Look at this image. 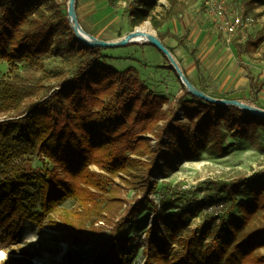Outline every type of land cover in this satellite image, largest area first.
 I'll list each match as a JSON object with an SVG mask.
<instances>
[{
  "label": "trees",
  "instance_id": "1",
  "mask_svg": "<svg viewBox=\"0 0 264 264\" xmlns=\"http://www.w3.org/2000/svg\"><path fill=\"white\" fill-rule=\"evenodd\" d=\"M38 1L0 0V60L9 65L12 74L18 63L28 58H42L49 51L55 28L40 11ZM167 1L171 8L166 18L187 8L181 4L176 9V0ZM119 2L107 0L111 8H117ZM157 2L141 0L128 4L126 12L131 26L134 28L149 21L158 29L161 22L155 14ZM65 23L68 27L69 22ZM69 37L78 67L68 81L26 106L20 104L18 91L9 90L2 101L0 116L7 117L0 121V214L12 224L18 220L17 226L27 221L41 227L64 201L73 199L90 214L89 222L82 224L63 219L55 228L64 240L86 238L90 231L97 229L98 222L110 221L111 234L102 243L104 250L94 259L100 264H126L129 242L118 239V234L156 190V184L148 179L161 150L159 146H152L151 137L160 145L161 136L170 130L180 150L186 153L184 137L192 138L195 133L196 137L212 142L217 155H223L222 124L245 137L248 125L264 126V120L234 107L225 108L194 99L184 87L170 103L165 96L151 92L134 69L118 73L102 67L101 48L78 47L79 41ZM157 37L160 41L173 39L181 46L185 39L169 32L158 33ZM261 41L260 38L248 39L242 46L236 45L238 55L255 49ZM191 56L194 58L193 54ZM170 69L173 70L171 66ZM250 85L259 92L264 79L257 84L250 82ZM188 96L191 100H186ZM178 108L186 125L176 119ZM193 146H197L195 138ZM31 156L42 159L51 169L43 170L45 174H35L28 164L21 163ZM91 167L99 172L91 171ZM116 178L122 185L115 184ZM135 181L139 186H134ZM29 182H35L39 188L40 209L36 212L33 211L35 197L25 192ZM126 189H135L141 198L125 202L120 192ZM243 195L248 196V200H236ZM188 203L198 210L224 203L229 205L228 211L236 207L239 213L227 223V233L216 234L212 239L202 254L206 259L204 264H264L263 181L237 178L221 184L199 203ZM123 204L126 205L122 210ZM115 212L118 213L117 223L111 219ZM208 219L211 224L220 218ZM163 221L166 228L171 227L170 231L179 232L183 228L180 219L174 216H164ZM156 230L154 223L146 232L154 251L152 261L146 264H194L188 253L189 241L181 243L186 251L183 256L166 260L168 244L164 238L153 237ZM15 235V230L10 232V238Z\"/></svg>",
  "mask_w": 264,
  "mask_h": 264
},
{
  "label": "rangeland",
  "instance_id": "2",
  "mask_svg": "<svg viewBox=\"0 0 264 264\" xmlns=\"http://www.w3.org/2000/svg\"><path fill=\"white\" fill-rule=\"evenodd\" d=\"M136 1L120 0L117 8H113L114 13L105 16L104 21L98 24V20L88 13L91 8H80L84 5L79 0H76L75 10L79 24L85 32L115 33L122 23L119 14L124 10L129 16L126 7ZM38 2L40 11L45 14V18L50 19L55 28L49 51L42 58H28L18 63L13 74L9 72V65L0 60V107L9 90L19 92L20 104L24 106L38 101L48 95L50 90L68 81L78 67L69 35L77 41L78 39L70 24L67 27L65 23L68 21V0ZM224 3L229 15L240 16L246 24L237 36H227L219 20L204 6L197 12L191 11L193 6L188 7L181 18L171 20L173 22L169 30L177 33V37L184 36L185 39L183 46L170 39L175 44V50L168 47L170 54L185 77L199 90H205L208 95L217 99L238 100L264 109V89L255 92L250 85V82L257 84L264 79V0H254L247 4H244V0H225ZM169 4L167 0L157 2V20L163 24L169 23L168 18L163 17L165 13L168 15L166 7ZM174 7L179 8L177 5ZM189 13L193 15L188 16ZM114 20L119 21L113 22ZM110 24V29L107 30ZM134 28H145L156 37L164 30L153 28L149 21ZM256 38L262 39L261 43L238 57L236 45L242 46L248 39L253 41ZM101 53L102 67L111 68L118 73L134 69L151 92L165 96L170 103L174 102L182 90L176 72L170 69L167 57L149 43L102 49ZM186 100H191V97L188 96ZM6 117L0 116V121ZM176 119L183 125L187 124L180 108L177 110ZM162 126L161 123L160 128ZM221 131L224 135L221 144L225 150L223 155H217L212 147L213 143L196 137L195 133L192 138L184 137V144L188 149L186 153L180 150L170 130L161 136L160 145H156L157 140L151 137L152 146H159L161 150L157 156V165L148 179L156 184V190L148 197L143 209L118 234V239L123 238L129 242L124 260L126 264H146L149 260L152 261L150 258L154 251L146 232L154 223L157 224V230L153 232V237L164 238L168 244L166 260L183 256L186 251L181 243L189 241L191 245L188 253L193 263L204 264L206 259L202 254L212 239L216 238V234L227 233V223L236 219L239 213L236 207L228 211L229 205L224 203L198 210L188 202L199 203L206 195L214 193L221 184H228L237 178L264 182V126L248 125L245 137L238 136L235 130L226 129L223 124ZM193 138L196 147L193 146ZM23 160L21 163L28 164L35 174H45L43 170L51 169L49 164L36 156ZM91 171L99 172L96 167H91ZM114 182L122 185L118 178ZM137 182L135 181L134 186H139ZM27 184L25 192L36 199L33 211H39V188L35 182ZM121 191V198L125 202L131 203L135 197L141 198L135 189ZM248 198L243 195L236 200ZM126 204H123L122 210ZM117 215L115 212L111 218L115 223L118 222ZM89 216L73 199L64 201L41 227L27 221L17 226L18 220L12 224L6 216L0 214V264H100L94 257L104 250L102 243L112 231L110 221L104 224L98 222L95 225L96 230L90 231L86 238L78 240L73 237L68 241L64 240L55 228L63 219L85 224L89 222ZM164 216L180 219L183 228L179 232L170 231L171 227L164 226ZM208 217L220 219L209 224ZM14 230L16 235L12 239L10 232Z\"/></svg>",
  "mask_w": 264,
  "mask_h": 264
},
{
  "label": "water",
  "instance_id": "3",
  "mask_svg": "<svg viewBox=\"0 0 264 264\" xmlns=\"http://www.w3.org/2000/svg\"><path fill=\"white\" fill-rule=\"evenodd\" d=\"M76 0H68L67 5V14H68V22L73 33L76 35L79 43L82 46L86 47H98L101 49L107 48H116L126 46L128 44H134V38L141 36L142 34L139 32V29L135 28L131 33L127 34L123 39L115 41V42H106L99 40L88 33H86L79 24L76 10H75ZM147 42L151 46L155 47L159 51H161L168 59L171 67L177 74V78L181 83L182 87L186 89L191 97L194 99H199L204 101L207 104H212L215 106H222V107H234L240 111L246 112L252 116L261 118L264 120V109H260L258 107H254L252 105L243 103L238 100H229V99H217L207 94L203 93L201 90L196 88L183 74L182 70L170 54L169 50L163 45V43L158 39V37L148 33L145 34ZM83 37V38H82Z\"/></svg>",
  "mask_w": 264,
  "mask_h": 264
},
{
  "label": "crops",
  "instance_id": "4",
  "mask_svg": "<svg viewBox=\"0 0 264 264\" xmlns=\"http://www.w3.org/2000/svg\"><path fill=\"white\" fill-rule=\"evenodd\" d=\"M140 1L141 0H137L136 3L140 2ZM176 1L178 3L177 6H180L181 4H185L187 6V8L184 9L178 15L169 17L167 19V21L169 23H164V24L161 23V25H160V27L158 29L164 28V30H161V32H159V33L169 32V33H171V34H173L175 36H178L177 33H175V32L173 33V32H171L169 30V27H170L171 23L173 22L171 20H173L175 18H181L183 16L184 12L187 9L191 8L192 6H193V8H191V11H193V12H197L200 8H203L201 0H192V1L191 0H176ZM223 1L225 2V0H223ZM79 2H81V4L84 5V6H81L80 8H82V9L91 8V10L88 11V13L92 14V17L95 18V20H98V22L96 21L97 24L102 22V21H104L105 16L111 15L112 13H114V9L111 8L110 6H108L107 0H79ZM160 2H163V1H160ZM244 4H247V2L245 0H244ZM225 6H226V4H225ZM170 8H171V6L169 4V6L166 7L167 12L170 11ZM226 10L228 12L227 6H226ZM157 13H158V8H156V10H155V14H157ZM125 15L126 14H125L124 10H122L121 14H119V16H120L119 20L122 23H121L120 28L115 33L107 32V34H104V32H105L104 31V32H102L100 34H93V33H88V34L93 36V37H95V38H97V39H99V40L106 41V42H115V41L123 39L127 34H129V33H131L133 31V28H131V19L129 18V16H127V15L125 16ZM189 15L192 16L193 14L189 13L188 16ZM163 17L164 18L166 17V13H165V16H163ZM157 18L159 19V17H157ZM119 20H114L113 22H117ZM111 24L107 26L108 27L107 30L110 29ZM164 39H166V38H164ZM164 39L161 41L163 43V45L168 50H169L168 47H171L173 50H175L174 42L172 40H170V38L166 39L167 40L166 42H163ZM169 52H170V50H169ZM178 54H179V52H178ZM237 54H238V51H237ZM238 57H241V55H238ZM183 74H184V72H183ZM263 89H264V86L261 88V90L263 91Z\"/></svg>",
  "mask_w": 264,
  "mask_h": 264
},
{
  "label": "built area",
  "instance_id": "5",
  "mask_svg": "<svg viewBox=\"0 0 264 264\" xmlns=\"http://www.w3.org/2000/svg\"><path fill=\"white\" fill-rule=\"evenodd\" d=\"M201 3L208 12L219 20L221 28L227 36H237L246 27L240 16L228 14L225 3L222 0H201Z\"/></svg>",
  "mask_w": 264,
  "mask_h": 264
},
{
  "label": "bare ground",
  "instance_id": "6",
  "mask_svg": "<svg viewBox=\"0 0 264 264\" xmlns=\"http://www.w3.org/2000/svg\"><path fill=\"white\" fill-rule=\"evenodd\" d=\"M139 32L142 34L141 36H138L136 38H134L133 42L135 43H145L147 42L146 36L145 34H148L149 31L145 28H142L139 30ZM83 38V37H82Z\"/></svg>",
  "mask_w": 264,
  "mask_h": 264
}]
</instances>
